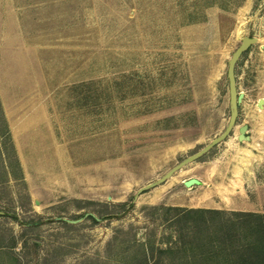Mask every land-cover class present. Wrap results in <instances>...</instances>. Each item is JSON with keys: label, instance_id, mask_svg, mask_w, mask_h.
<instances>
[{"label": "rangeland", "instance_id": "obj_1", "mask_svg": "<svg viewBox=\"0 0 264 264\" xmlns=\"http://www.w3.org/2000/svg\"><path fill=\"white\" fill-rule=\"evenodd\" d=\"M232 210L264 212V0H0V264H218Z\"/></svg>", "mask_w": 264, "mask_h": 264}, {"label": "trees", "instance_id": "obj_2", "mask_svg": "<svg viewBox=\"0 0 264 264\" xmlns=\"http://www.w3.org/2000/svg\"><path fill=\"white\" fill-rule=\"evenodd\" d=\"M182 211L185 214L208 213L209 217L200 216V222L195 223L202 229L209 227V221L221 209L189 207L182 208ZM215 222V234H208L206 240L201 239L197 245L200 248L198 254L204 255L203 246H207L206 251L221 255L218 264H264V212L232 210L226 219ZM201 264H205V260Z\"/></svg>", "mask_w": 264, "mask_h": 264}, {"label": "water", "instance_id": "obj_3", "mask_svg": "<svg viewBox=\"0 0 264 264\" xmlns=\"http://www.w3.org/2000/svg\"><path fill=\"white\" fill-rule=\"evenodd\" d=\"M253 40H254L253 37L243 36L242 40H241V43L233 51V53H232V55H231V57H230V59L228 61L227 76H228V81H229V92H230V102H231V107H232V114L235 111L236 101L240 100V97L242 96L241 92L237 93V95H236L235 91H234V86H233V65H234V62H235L236 58L240 54V52L244 48H246L247 45L250 42H252ZM261 103H262V99H258L257 104L261 105ZM247 129H248V125L245 122H242V123H240V125H238V135H237L238 140L249 137V135L246 133ZM217 139L218 138L213 139L212 142H215ZM210 145H211V143L206 144L201 149H199L195 153L191 154L187 159H184L182 162H180L176 166V168H173V169H177L180 165H182V163L186 162L188 159H192V158L198 156L203 151H205ZM189 180L190 179H187L185 181V183H187Z\"/></svg>", "mask_w": 264, "mask_h": 264}, {"label": "bare ground", "instance_id": "obj_4", "mask_svg": "<svg viewBox=\"0 0 264 264\" xmlns=\"http://www.w3.org/2000/svg\"><path fill=\"white\" fill-rule=\"evenodd\" d=\"M243 35V34H242ZM241 39V38H240ZM258 99H262V103H263V98L262 97H260V98H258ZM258 99H257V101H258ZM262 103H261V105H258L257 104V102H256V109L257 110H259V111H261L262 110ZM240 125V124H239ZM237 135H238V126H237V133H236V138H237ZM249 138V137H248ZM248 138H243V139H248ZM237 140H238V138H237ZM240 140H242V139H240ZM254 145V143L253 142H247V146H241V153L243 154V156H241V161L242 162H244V163H246V162H248V160H249V153H250V148L249 147H252ZM237 148V147H236ZM251 155V154H250ZM182 165H180L178 168H180ZM177 168V169H178ZM176 169V170H177ZM176 170H174V171H176ZM172 173V172H171ZM171 173L170 174H168V175H171ZM187 179H190L187 183H185V181L187 180ZM187 179H184L182 182L184 183V185H190L192 182H196L197 181V178H194V177H189V178H187Z\"/></svg>", "mask_w": 264, "mask_h": 264}]
</instances>
